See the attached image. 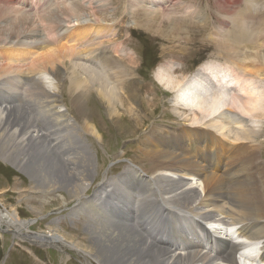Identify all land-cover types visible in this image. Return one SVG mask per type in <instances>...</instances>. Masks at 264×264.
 <instances>
[{
	"label": "bare ground",
	"instance_id": "bare-ground-1",
	"mask_svg": "<svg viewBox=\"0 0 264 264\" xmlns=\"http://www.w3.org/2000/svg\"><path fill=\"white\" fill-rule=\"evenodd\" d=\"M37 1H32L35 8ZM78 1L39 0L45 12L69 4L40 18L48 31L61 27L63 17L73 19L75 26H87H67L61 37L70 44L91 34L88 42L93 43H83L87 63L82 62L83 52L75 45L35 39L38 31L33 30L39 27L35 14L18 15L11 2L0 0V49L17 40L4 51L9 56L0 66V159L29 178L33 194L57 197L60 209L75 202L71 216L87 217L84 238L75 240L50 228L31 238L40 243L58 241L60 246L71 243L87 252L89 264H263L264 164L259 157L264 151L260 140L264 137V78L259 75H264L262 51L251 52L242 61L240 54H229V63L211 62L189 79L183 74L174 76L177 69L173 67L157 72V82L176 93L174 114L191 122L184 125L188 130L179 132L181 138L190 133L183 143L186 154L174 150L177 141L173 134L157 132L150 136L155 149L135 148V162L141 167L133 164L118 178L107 177L100 183L106 174L101 179L96 145L107 143L103 135L111 129L125 138L135 136L143 128L141 109L153 108L154 99L123 92L121 85L131 77L124 60L114 58L117 51L102 48L106 45L102 39L112 34L111 30L89 23L87 14L94 15L86 8L79 10ZM149 1L159 7L165 0ZM253 2L247 0L246 11L230 18L233 29L225 32L230 42L247 43L253 38L256 42L258 28L253 33V28L247 27L248 17L257 12ZM30 34L31 44L24 40ZM81 44L78 46L83 47ZM93 44L96 49H90ZM110 44L111 49L120 50L119 45ZM34 50L33 56H41L32 62L31 88H24L29 77L14 76L24 68L10 62L21 61L16 51L26 52L27 56L21 54L24 60ZM126 55L136 63L131 54ZM56 62L62 65L63 74L54 66ZM249 63L261 67L250 69ZM64 79L68 83L63 96ZM13 97L17 100L12 101ZM30 100L37 102L32 111L27 106ZM100 106L105 111L101 112ZM178 108L189 114L184 116ZM123 117L129 123H120ZM48 126L51 128L45 130ZM144 145L150 146L148 142ZM216 153L215 158L212 154ZM98 183L100 188L88 196ZM95 199L103 200L98 208ZM31 223L22 221L15 210H0V229L19 234ZM196 243L199 250H194L199 246L189 247ZM178 247L183 249L176 250Z\"/></svg>",
	"mask_w": 264,
	"mask_h": 264
},
{
	"label": "rangeland",
	"instance_id": "rangeland-1",
	"mask_svg": "<svg viewBox=\"0 0 264 264\" xmlns=\"http://www.w3.org/2000/svg\"><path fill=\"white\" fill-rule=\"evenodd\" d=\"M6 1L9 3L11 2L12 4H10L12 7L19 10L18 15L26 13L33 16V14H35L34 17H36V21L38 20L39 27L34 28L33 31H38V36L37 33H35L34 37L41 42L47 40L51 42L53 41L57 44L59 42L61 44H69V42H64L63 39H61L67 30V26L71 28L74 25L72 28L76 27L78 29L87 27H80V25L75 26L78 25L77 22L71 24L73 19L63 17L64 22L61 27L50 28V32L48 31L45 26L47 23L44 19L41 20L40 16L42 17V15L48 14L55 9L57 11L61 10L69 4L61 5L45 12L43 11L45 6L41 5L39 0L37 1L38 7L36 8L33 6V0ZM65 1L67 0H64V2ZM74 1L77 2L78 0ZM133 1L136 0H103L102 2L99 0L78 1L80 7H78L79 10H81V8H86V12L91 13L89 15H94L92 17L87 14L86 19L89 20V23L93 22V25L98 24L101 28L106 26V28L111 30L112 34L102 39L104 44H106H102V48H106L112 52L117 51V53H113L114 58L119 59L122 57L124 60V65H126L131 77L128 76L126 82L121 85L124 89L123 92L127 94L142 93L146 98L150 100L154 99L153 108H151L152 110L146 108L141 109V113L145 118L142 120L144 121L142 123L143 128L138 130V135L136 134L135 136L125 138L119 135L121 133L120 131L111 128V130H109V128H107V132L108 130L109 132L104 133L103 135L104 141L107 143L96 145L99 150L97 151L99 153L97 156L100 163H102V171L100 169L101 179L106 174L100 183H102L107 177L118 178L128 168H131L133 164L141 167L140 164L135 162L138 157L135 148L142 146L148 150L155 149V142H153V139H151L150 136H157V132H163L164 135L173 134L172 139H176L177 141V146L174 147V150L177 149L180 153H185L183 143L186 141V138L190 136V133H181L183 135H188L185 138H181L179 132L182 130H188L184 125H189L191 122L184 119V117L174 114L176 108V102L174 101L176 99V93L167 91L157 82V72L173 67L175 70L177 69V71H174V76H182L183 74L189 79L199 71L200 68L203 69L211 62L214 64L229 63L230 61L226 58L229 54H240L241 57L238 59H241V61L251 52L262 51V54H264V0H252L256 2L257 12H255V15H250L248 17L249 20L247 22V27L249 30L250 27L253 28V33H255V29L258 28V30L256 42L253 38L251 42L247 43L240 40H231L230 42V40H227L226 38L227 34H225V32H230L233 29V27H231L232 24L229 23L232 15H235L239 11H246L245 6H247V0H236L240 1L239 3H234L235 0H227V3H225L224 0H165L159 6L160 8L149 0H137L138 2H141V4H133ZM146 2H148V4H146ZM37 8L39 9L38 11H36ZM64 13L65 15H68L66 10ZM47 31L51 34L49 37ZM51 37H53L54 40H51ZM90 38L91 34H89L82 42L79 40H73V43L69 44V46L75 45L78 49L81 48L83 52L82 62L84 63H87V60L84 56L86 54L85 50L83 49L87 46L83 43L84 41L88 42V39ZM24 40H28L27 42H29V44L34 41L31 34L30 38ZM15 42L17 43L16 39L13 43L6 42V45L8 47L12 44H16ZM80 43H82L81 46H84H78ZM88 43L91 44L93 42ZM110 43H112V45H119L120 50L115 47V49H111ZM261 44H263V47ZM1 47L2 46H0V48ZM7 47L5 46V49H0V66L6 64L5 60L9 56L4 52L9 48ZM96 48V44H93L90 49ZM23 49L24 48H22L21 51H23ZM21 51L19 54L18 51L14 52L17 53L18 56L20 55L22 58L21 61H13L10 63L24 68L20 73H14V76L22 78L28 76L30 81L33 77L32 69L34 70L32 62L36 60L39 53L33 56V53H37V51L34 50L30 54L33 58L29 55L23 60L24 56H21V54L24 53V55H26V52ZM127 53L131 54L134 59H136V63H133V61L131 62L130 59H128L129 57L126 55ZM87 54H89V52ZM17 55H15V59ZM40 56L41 55L38 57ZM54 66L63 74V67L61 64L59 65L58 62H56V65ZM27 67H30V69H26ZM253 67L254 69L259 70L261 65L256 64L254 66L249 63V68L252 69ZM30 72H32V74ZM259 75L264 78L263 74L259 73ZM258 78L259 77H256L255 80H259ZM64 80V88L62 86L63 96L68 83L67 79ZM256 81H254V83ZM26 83L27 87L24 88H31V81ZM28 85H30V87ZM13 99L12 101L17 100L15 97H13ZM35 99L39 103L41 102L39 98ZM64 99L67 102L69 98L65 97ZM36 101H28L27 106L31 108V111L36 107ZM33 103L35 105H33ZM19 104L24 107L22 101L19 102ZM99 108L101 112L105 111L101 106ZM177 110L184 113V116L189 114V111H186L185 113L184 109L180 110L178 108ZM72 113L75 112L73 111ZM107 119L106 122H108ZM120 119V123L123 125L124 123H129L127 117ZM134 123L137 122L135 121ZM49 128L51 127L48 126L45 130ZM84 138L88 141L91 140L90 136H84ZM260 140L264 141V137ZM144 142H148L150 146H145ZM171 144L174 145V143ZM187 150L189 149L187 148L186 151ZM262 150L263 149H261V151ZM206 151L208 150L206 149ZM215 155H218V153ZM259 157L264 164V151L262 154L259 153ZM100 183L92 188L88 196H93L95 188H100ZM31 187L32 183L26 175L19 172L11 164L0 159V210L4 208L9 211L15 210L22 221L33 222L28 230L21 228L22 231L21 233L18 232L19 234L8 229L6 230L5 228L0 229V264H89V256L87 252L82 249L80 250L79 247L74 246L68 241H66V243H70V247H64L69 245L60 246L58 241H46L40 243L36 238H31L34 237V235L47 232L48 228H50L58 229L66 235L76 237L75 240H77L79 237H85V230L83 229L87 225L86 216H71L72 210L74 209L73 206L77 203L75 204V202H72L60 209V206L58 205L59 199L57 197L52 198V196H46L45 194L41 195L40 193L33 194ZM94 201H96V208L103 203V200L101 201L99 199H95ZM34 209L36 210L34 211Z\"/></svg>",
	"mask_w": 264,
	"mask_h": 264
}]
</instances>
